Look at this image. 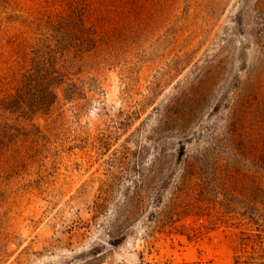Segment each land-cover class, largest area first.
Instances as JSON below:
<instances>
[{
	"label": "rangeland",
	"instance_id": "1",
	"mask_svg": "<svg viewBox=\"0 0 264 264\" xmlns=\"http://www.w3.org/2000/svg\"><path fill=\"white\" fill-rule=\"evenodd\" d=\"M86 1L102 36L75 75L78 92L60 87L51 109L30 119L0 112V264H233L244 226L209 229L188 217L162 228L157 190L141 201L134 192L158 152L164 177L177 172L181 142L218 145L234 129L228 105L257 56L250 34L260 0ZM68 2L0 0V95L15 84L11 74L3 80L14 37ZM199 78L198 101L171 107L195 113L197 134L159 131L177 87Z\"/></svg>",
	"mask_w": 264,
	"mask_h": 264
},
{
	"label": "trees",
	"instance_id": "2",
	"mask_svg": "<svg viewBox=\"0 0 264 264\" xmlns=\"http://www.w3.org/2000/svg\"><path fill=\"white\" fill-rule=\"evenodd\" d=\"M254 11L257 21L250 36L257 56L245 78L235 84L236 97L228 105L236 122L234 129L226 131L224 143L214 142V146L187 150L185 142H181L176 157L177 172L169 171L164 177H161L162 152H158L149 167L142 170V181L134 192V197L141 201L145 193L157 190L153 202L160 207L157 219L162 228L178 230L175 223L188 217L206 221L201 226L209 229L218 222L244 226L240 231L242 253L236 252L233 264H264L261 233L264 231V0L255 5ZM243 15L239 12L234 23L242 26ZM31 24L30 35L22 31L12 41V58L3 80L11 74L15 84L0 95V112L23 119L48 112L57 100L60 87L68 97L78 92L75 75L99 47L102 36L94 7L86 0H69L64 9L35 17ZM204 79L190 81L186 88L177 87L176 94L159 114V131L175 130L179 139L185 141L197 134L189 127L195 113L187 106L179 111H172L171 107L180 102L198 101ZM4 132L0 127L2 142L7 139ZM231 147L233 156L227 153ZM158 179L160 185H156ZM163 190L168 192L167 197ZM133 212L129 208L126 217Z\"/></svg>",
	"mask_w": 264,
	"mask_h": 264
}]
</instances>
